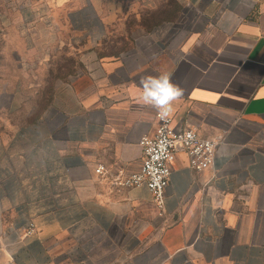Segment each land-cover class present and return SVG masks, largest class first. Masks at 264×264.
Here are the masks:
<instances>
[{
  "label": "crops",
  "instance_id": "1",
  "mask_svg": "<svg viewBox=\"0 0 264 264\" xmlns=\"http://www.w3.org/2000/svg\"><path fill=\"white\" fill-rule=\"evenodd\" d=\"M164 1L0 0V264H264V0H176L197 14L177 55L152 30L113 57L67 41L79 76L34 104L57 40L105 39L120 8ZM162 73L184 91L174 127L220 143L200 172L175 152L159 215L144 185L117 188L95 169L139 170V139L159 119L139 81Z\"/></svg>",
  "mask_w": 264,
  "mask_h": 264
},
{
  "label": "rangeland",
  "instance_id": "2",
  "mask_svg": "<svg viewBox=\"0 0 264 264\" xmlns=\"http://www.w3.org/2000/svg\"><path fill=\"white\" fill-rule=\"evenodd\" d=\"M41 11L44 9L40 8ZM86 14L89 19L92 20L93 12L90 3L85 8ZM123 8L118 10L120 18L117 24L113 25L112 28L109 26L108 30L111 32L109 37L105 39H95L94 37L84 40L82 37H70L67 40L60 39L58 42L52 44L55 55L51 58L53 63V69L42 73V79L44 81V88L41 89L42 96L38 97L37 102L34 104L37 106V110H42L46 105V98H48L49 91L53 83L60 81H69L77 75L79 76L80 65L79 56L73 54V49L69 48V43L73 45L83 44L90 50V46H94V50H98L100 57H113L115 53L130 46V42L136 35H139L143 31L152 30L156 35V41L166 48L171 55H177L181 52L183 46L188 42L185 32L189 31L192 25L197 23V14L188 8H181L176 0H165L164 3L159 7H156L152 11L139 10L135 13L123 14ZM93 13V14H92ZM63 27V25L61 26ZM72 30L71 28L65 27V31ZM93 33H96L93 30ZM184 34V35H183ZM95 35V34H94ZM68 41V42H67ZM87 41V42H85ZM64 43V44H63ZM98 44V47H96ZM39 56H28L25 60L27 66L25 70V80L35 81L31 71L33 63L37 62ZM50 63V65H51ZM52 68V65H51ZM14 73V72H12ZM38 81V80H37ZM31 88H29V91Z\"/></svg>",
  "mask_w": 264,
  "mask_h": 264
},
{
  "label": "built area",
  "instance_id": "3",
  "mask_svg": "<svg viewBox=\"0 0 264 264\" xmlns=\"http://www.w3.org/2000/svg\"><path fill=\"white\" fill-rule=\"evenodd\" d=\"M220 138H203L191 127L176 129L173 120L159 117L152 136L143 135L139 139L142 153V164L137 172L126 173L117 170L114 174L103 165L95 169L101 176H110L112 186L117 188H132L144 185L149 191L152 202L162 215L164 194L170 175V162L177 150H182L188 159L189 167L197 172L209 168L219 146ZM34 233L30 223L26 235Z\"/></svg>",
  "mask_w": 264,
  "mask_h": 264
},
{
  "label": "clouds",
  "instance_id": "4",
  "mask_svg": "<svg viewBox=\"0 0 264 264\" xmlns=\"http://www.w3.org/2000/svg\"><path fill=\"white\" fill-rule=\"evenodd\" d=\"M139 87L140 103L154 108L161 119H166L172 114L173 103L184 94L183 89L172 82L168 73L142 76Z\"/></svg>",
  "mask_w": 264,
  "mask_h": 264
}]
</instances>
